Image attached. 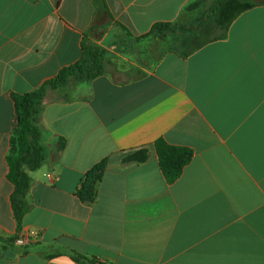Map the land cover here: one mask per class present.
<instances>
[{
    "label": "crops",
    "instance_id": "0c3cea01",
    "mask_svg": "<svg viewBox=\"0 0 264 264\" xmlns=\"http://www.w3.org/2000/svg\"><path fill=\"white\" fill-rule=\"evenodd\" d=\"M213 3L0 0V264H264V4L221 30ZM157 24L176 32L150 35ZM194 34L212 39L172 48ZM85 42L105 51V73L47 89L36 119L46 160L30 173L19 233L7 163L16 96L78 62ZM161 139L193 151L174 183ZM140 151L146 161H126ZM23 234L25 245L10 241Z\"/></svg>",
    "mask_w": 264,
    "mask_h": 264
},
{
    "label": "trees",
    "instance_id": "16d2710c",
    "mask_svg": "<svg viewBox=\"0 0 264 264\" xmlns=\"http://www.w3.org/2000/svg\"><path fill=\"white\" fill-rule=\"evenodd\" d=\"M264 4V0L262 2ZM194 4L189 6L191 9ZM255 0H214L212 13L214 26L221 30H227L235 19L247 10L255 7ZM172 30L170 24H157L150 35L163 34ZM176 37L178 35H175ZM199 35L178 36L173 43L172 48L184 50L189 54L197 49L194 45L199 41ZM197 46V47H196ZM106 53L98 46L91 43H84L83 53L78 62L65 68L60 74L46 85L24 95L16 96V107L18 114V124L11 138L10 150L7 156L9 166L8 180L14 185L12 195V207L17 223V229L20 233L23 229V220L31 209L28 195L32 186L30 173L41 168L46 160V149L41 143V131L36 125V119L43 108V101L48 88L60 89L67 84L69 79L75 78L81 82H89L92 79L105 73ZM65 145L62 140L60 147ZM159 158L160 169L169 183L177 181L184 168L191 162L193 151L188 148H182L169 145L165 140H158L155 144ZM146 151H140L129 156L126 161H136L142 163L146 161ZM107 160L101 162L96 168L87 174V184L82 191L81 198L92 199V185L94 180H100ZM18 237L10 239L11 242ZM74 259L80 264H95L84 256L76 255Z\"/></svg>",
    "mask_w": 264,
    "mask_h": 264
},
{
    "label": "built area",
    "instance_id": "2783aa9c",
    "mask_svg": "<svg viewBox=\"0 0 264 264\" xmlns=\"http://www.w3.org/2000/svg\"><path fill=\"white\" fill-rule=\"evenodd\" d=\"M26 241H27V239H26V236L24 234L19 235V237L16 240L17 244H19V245H25Z\"/></svg>",
    "mask_w": 264,
    "mask_h": 264
},
{
    "label": "rangeland",
    "instance_id": "374dc122",
    "mask_svg": "<svg viewBox=\"0 0 264 264\" xmlns=\"http://www.w3.org/2000/svg\"><path fill=\"white\" fill-rule=\"evenodd\" d=\"M256 2V1H255ZM261 2H262V0H261ZM260 2V3H261ZM257 3V2H256ZM212 39V36H211V34L208 36V37H202L196 44H194V45H199V44H203V43H205V42H207L208 40H211ZM175 42V41H174ZM19 237V236H18Z\"/></svg>",
    "mask_w": 264,
    "mask_h": 264
},
{
    "label": "water",
    "instance_id": "95a60500",
    "mask_svg": "<svg viewBox=\"0 0 264 264\" xmlns=\"http://www.w3.org/2000/svg\"><path fill=\"white\" fill-rule=\"evenodd\" d=\"M257 3H260L261 2V0H255ZM97 264H103V263H101V262H99V263H97Z\"/></svg>",
    "mask_w": 264,
    "mask_h": 264
}]
</instances>
